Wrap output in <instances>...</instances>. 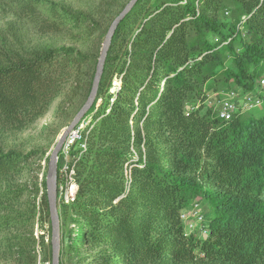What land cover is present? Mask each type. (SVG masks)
I'll return each mask as SVG.
<instances>
[{"label":"trees","instance_id":"1","mask_svg":"<svg viewBox=\"0 0 264 264\" xmlns=\"http://www.w3.org/2000/svg\"><path fill=\"white\" fill-rule=\"evenodd\" d=\"M129 1L109 13V1L85 11L0 2L41 37L98 38L90 54L0 39V263L38 264L41 254L51 264L45 184L39 193L28 176L33 155L4 140L73 83L83 81L86 102L105 35ZM261 81L264 0H137L116 28L82 118L91 122L73 144L85 150L74 158L72 201L56 206L59 264H264ZM234 90L252 106L237 104L225 120L216 104ZM61 165L59 156L58 198ZM193 204L204 218L187 231L180 215Z\"/></svg>","mask_w":264,"mask_h":264},{"label":"rangeland","instance_id":"2","mask_svg":"<svg viewBox=\"0 0 264 264\" xmlns=\"http://www.w3.org/2000/svg\"><path fill=\"white\" fill-rule=\"evenodd\" d=\"M4 0H0L3 2ZM49 3L56 4L59 7H69L71 9L85 11L90 9H95L98 3H103L105 1H109L107 3L106 13L109 11L116 10L119 3L125 2L126 0H46ZM114 5H116L115 8ZM105 7V8H106ZM15 7L8 3V5L0 4V39H6L8 42H12L14 39L21 41L24 45H41V46H54V47H64V48H73L78 51H81L86 54L92 53V49L97 47L98 38L96 36H87V35H78V37H72L68 34H64L62 36H44L41 37L37 33H35V29L26 25L24 22L17 19L13 12ZM34 29V30H33ZM85 77H80V80H83ZM83 81H79V83H73L69 88L65 90L63 95L60 98L55 100L48 109V112L39 118L34 124H32L27 130L9 135L5 140L4 144L8 147H12L18 150L21 153L27 154L31 153L33 157L30 160V177L31 182L38 183L39 193L43 191L42 184H45L46 191V174H47V165L49 161V156L59 138L61 133L65 130V128L70 124L73 120L74 116L77 114L79 109H81L82 103V94L80 88L82 86ZM115 83V84H114ZM112 92H115V88L118 86L119 82L115 80L113 82ZM72 86V88H71ZM77 87V88H76ZM236 95L238 96L239 91L234 90ZM243 98V97H242ZM239 99L237 102L241 104L244 102V99ZM223 97L220 99V101ZM242 100V101H241ZM219 101V102H220ZM241 101V102H240ZM219 102L216 104L218 106ZM91 122V116L83 119L79 125L76 127L78 132H82L87 125ZM72 145L68 149L67 155L65 154L66 160L71 158L72 171H71V181L66 184L62 183L59 187V198H56V204L63 203L68 204L72 200L70 197H74L76 193V186L73 184V176H74V158L80 157L79 150H85V146L77 145L73 148ZM84 146V148H82ZM78 152V153H77ZM76 153V154H75ZM75 154V155H74ZM61 153L59 154V156ZM74 156V157H73ZM58 173V170H57ZM26 180V178L24 179ZM72 182V183H71ZM200 208V207H199ZM58 217L62 216V214L58 213ZM67 216L70 217L71 213L67 212ZM46 228V227H45ZM76 229L74 225H68L65 229L63 238H66L69 235V231ZM35 236H38V230L35 226L34 229ZM41 235H45V243H47L48 239V231L41 232ZM60 232H59V250H60ZM89 253V252H88ZM90 261H93L89 257L86 258V261L82 264H89ZM3 264V263H0ZM38 264H50L43 263L42 255L39 254V262Z\"/></svg>","mask_w":264,"mask_h":264},{"label":"water","instance_id":"3","mask_svg":"<svg viewBox=\"0 0 264 264\" xmlns=\"http://www.w3.org/2000/svg\"><path fill=\"white\" fill-rule=\"evenodd\" d=\"M137 0H130L123 10L114 18L110 24L108 31L105 35L104 42L101 48L100 56L97 61L95 74L92 81L90 93L86 99V102L82 108L74 116L70 124L59 136L50 156L47 165L46 174V195L49 206V216L51 221V264H59V218L57 214V162L59 154L63 148V145L69 134L76 129L81 122L82 118L88 112L97 92L99 80L102 74L104 60L106 58L107 51L110 47L112 37L116 31L119 23L129 14Z\"/></svg>","mask_w":264,"mask_h":264},{"label":"built area","instance_id":"4","mask_svg":"<svg viewBox=\"0 0 264 264\" xmlns=\"http://www.w3.org/2000/svg\"><path fill=\"white\" fill-rule=\"evenodd\" d=\"M261 85H264V81L260 82ZM237 98V95L235 91H230L227 93L223 99L218 104V113L221 118L228 120L230 119V116L237 108V101L235 99ZM244 102L242 103L243 109H249L252 106V98L246 97L243 98ZM242 99V100H243ZM80 139V132H78V129H75L69 134V137L65 141L63 148L61 150V159H62V165L59 169V174L61 177V181L66 184L67 182L71 181V171H72V164H71V158L66 160L65 154L67 155L68 149ZM84 148V146H82ZM71 200L73 197H70ZM204 216L201 213V210L198 206V204H193L191 207V210L184 211L180 215V219L184 223L187 231H194L198 228V230L201 228V223L203 222Z\"/></svg>","mask_w":264,"mask_h":264},{"label":"bare ground","instance_id":"5","mask_svg":"<svg viewBox=\"0 0 264 264\" xmlns=\"http://www.w3.org/2000/svg\"><path fill=\"white\" fill-rule=\"evenodd\" d=\"M114 84H115V83H114ZM114 84H113V85H114ZM115 89H116V88H115Z\"/></svg>","mask_w":264,"mask_h":264}]
</instances>
